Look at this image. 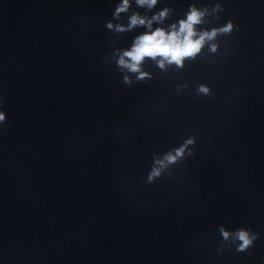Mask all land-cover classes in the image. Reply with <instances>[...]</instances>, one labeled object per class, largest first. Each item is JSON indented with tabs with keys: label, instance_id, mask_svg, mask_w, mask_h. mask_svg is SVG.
Masks as SVG:
<instances>
[{
	"label": "water",
	"instance_id": "obj_1",
	"mask_svg": "<svg viewBox=\"0 0 264 264\" xmlns=\"http://www.w3.org/2000/svg\"><path fill=\"white\" fill-rule=\"evenodd\" d=\"M112 2L0 0V258L257 264L264 238L250 254L216 256L215 227L264 236V0H223L221 22L240 25L218 38L223 63L148 67L153 79L132 87L100 59L116 39L103 27ZM180 82L189 89L177 96ZM202 82L211 97L192 95ZM187 135L193 156L145 184L151 154Z\"/></svg>",
	"mask_w": 264,
	"mask_h": 264
},
{
	"label": "clouds",
	"instance_id": "obj_2",
	"mask_svg": "<svg viewBox=\"0 0 264 264\" xmlns=\"http://www.w3.org/2000/svg\"><path fill=\"white\" fill-rule=\"evenodd\" d=\"M224 12L223 0H187L181 9L171 6L170 0H113L110 18L103 22V27L116 39L109 41V51L101 56V62L115 68L125 87L152 80L153 72L148 67L160 73L179 72L205 55L217 57L223 63L218 38L240 31V25L231 18L221 22ZM124 34H130L129 38L117 46V40ZM188 89L187 82H180L172 91L179 96ZM191 92L197 98L214 94L212 87L203 82L195 84ZM164 107L163 101L154 105L157 111ZM7 119L0 100V129ZM196 143L195 135H187L177 145L153 152L143 182L151 185L162 178L171 179L170 170L193 156ZM215 233L219 241L216 256L225 251L250 254L255 243L264 238L251 226L228 228L224 223L216 225ZM0 264H5L3 258ZM257 264H264V256L259 257Z\"/></svg>",
	"mask_w": 264,
	"mask_h": 264
}]
</instances>
